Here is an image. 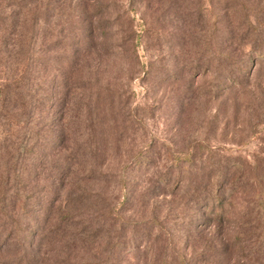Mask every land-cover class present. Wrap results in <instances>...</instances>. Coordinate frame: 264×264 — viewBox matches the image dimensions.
Masks as SVG:
<instances>
[{"label": "rangeland", "instance_id": "rangeland-1", "mask_svg": "<svg viewBox=\"0 0 264 264\" xmlns=\"http://www.w3.org/2000/svg\"><path fill=\"white\" fill-rule=\"evenodd\" d=\"M16 4L68 134L33 148L0 264H264V0H0V21Z\"/></svg>", "mask_w": 264, "mask_h": 264}, {"label": "trees", "instance_id": "trees-1", "mask_svg": "<svg viewBox=\"0 0 264 264\" xmlns=\"http://www.w3.org/2000/svg\"><path fill=\"white\" fill-rule=\"evenodd\" d=\"M16 6L20 5L16 4ZM24 6L26 5L20 6V10H23L21 17H3L0 21V33L5 35L9 31L7 37L12 45L10 53L6 55V61L0 60V65L4 68L0 72L5 76L4 83L0 84V168L3 169L0 174V220L11 219L10 227L15 229L19 227V221L15 219L13 221V217L16 216L14 210L24 209L32 204L30 198L33 196V189L28 188L29 183L22 177V173H30L31 167L28 169L26 165L30 160H34L36 153L33 148L40 149L39 152L46 156L42 163H47L54 155L50 153V148L54 145L56 136L59 135L61 139L68 134L63 128L62 118L54 120L53 117L57 101L54 105L50 104L49 92L53 91L56 84L53 80L49 82L52 85H47L46 81H43L41 89V84L35 81L38 63L34 55L33 23L37 17H33V14L28 17L29 12L25 11ZM43 18L46 21V17ZM104 18H97L100 19L102 34L106 29L102 24ZM91 19L95 20V18ZM77 25L76 23V29L81 30ZM67 31L71 32L70 28ZM63 34L67 33L59 32L60 36ZM79 34H82L81 31ZM71 55L74 56V51L70 57ZM55 62L52 68L55 72L62 73L66 57ZM78 67L82 65L75 67L77 69L74 71L75 77L78 74ZM60 76L62 77V74ZM56 78L57 76L55 80ZM76 79L69 80V84L68 81H64V85L71 88ZM65 110L66 108L63 107V111ZM32 138L33 143H31ZM44 172L49 173V170L33 171V173ZM38 193L40 191L36 194ZM44 198L49 200V197Z\"/></svg>", "mask_w": 264, "mask_h": 264}]
</instances>
